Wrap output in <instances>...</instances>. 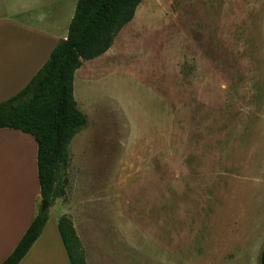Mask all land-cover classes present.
<instances>
[{
  "label": "rangeland",
  "instance_id": "obj_1",
  "mask_svg": "<svg viewBox=\"0 0 264 264\" xmlns=\"http://www.w3.org/2000/svg\"><path fill=\"white\" fill-rule=\"evenodd\" d=\"M76 1L0 9L61 35ZM73 96L87 124L68 147L66 199L48 206L49 231L68 217L86 264H258L264 0H143L112 47L76 71ZM0 147V190L32 193L30 145ZM50 252L35 264H53Z\"/></svg>",
  "mask_w": 264,
  "mask_h": 264
},
{
  "label": "trees",
  "instance_id": "obj_2",
  "mask_svg": "<svg viewBox=\"0 0 264 264\" xmlns=\"http://www.w3.org/2000/svg\"><path fill=\"white\" fill-rule=\"evenodd\" d=\"M143 0H77L67 36L52 50L25 88L0 103V129L31 136L36 143L40 201L66 199L70 142L87 124L73 96L76 71L105 54L117 33ZM48 211L38 212L10 255L1 264H18L40 236ZM57 229L69 264H86L72 221L65 215ZM258 264H264V249Z\"/></svg>",
  "mask_w": 264,
  "mask_h": 264
},
{
  "label": "crops",
  "instance_id": "obj_3",
  "mask_svg": "<svg viewBox=\"0 0 264 264\" xmlns=\"http://www.w3.org/2000/svg\"><path fill=\"white\" fill-rule=\"evenodd\" d=\"M1 7L6 5L2 4ZM21 22L11 19L6 9H0V103L22 91L47 61L59 41L67 36V32L60 35L59 30L54 28L45 30L32 23L30 25ZM7 139H22L30 145L29 163L35 185L30 194L20 195L15 191L7 193L0 190V264L10 255L36 216L40 201L34 139L17 130L0 129V142ZM2 149L0 147V158L4 159ZM1 159L0 180L6 177V167ZM47 221L40 236L18 264H35L39 258L38 254L47 245L52 248V252L47 257L48 261L46 260L48 263L69 264L58 233V220L50 231ZM54 248L58 252L56 259Z\"/></svg>",
  "mask_w": 264,
  "mask_h": 264
},
{
  "label": "water",
  "instance_id": "obj_4",
  "mask_svg": "<svg viewBox=\"0 0 264 264\" xmlns=\"http://www.w3.org/2000/svg\"><path fill=\"white\" fill-rule=\"evenodd\" d=\"M48 206H49V203H48V202H46V201H41V207H40L39 212H40L41 214H43V213L47 210Z\"/></svg>",
  "mask_w": 264,
  "mask_h": 264
}]
</instances>
